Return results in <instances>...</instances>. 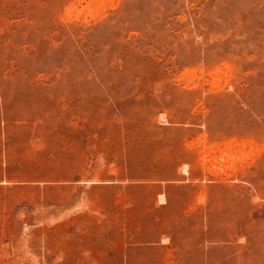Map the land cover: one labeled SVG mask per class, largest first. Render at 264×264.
I'll list each match as a JSON object with an SVG mask.
<instances>
[{
	"label": "rangeland",
	"instance_id": "374dc122",
	"mask_svg": "<svg viewBox=\"0 0 264 264\" xmlns=\"http://www.w3.org/2000/svg\"><path fill=\"white\" fill-rule=\"evenodd\" d=\"M0 264H264V0H0Z\"/></svg>",
	"mask_w": 264,
	"mask_h": 264
}]
</instances>
